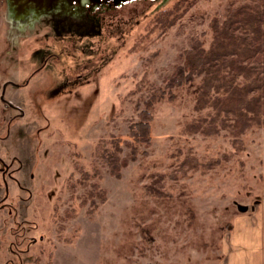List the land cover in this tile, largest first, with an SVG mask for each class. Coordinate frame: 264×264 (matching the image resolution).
I'll list each match as a JSON object with an SVG mask.
<instances>
[{
    "label": "rangeland",
    "instance_id": "1",
    "mask_svg": "<svg viewBox=\"0 0 264 264\" xmlns=\"http://www.w3.org/2000/svg\"><path fill=\"white\" fill-rule=\"evenodd\" d=\"M183 1L0 0V264L219 259L236 203L264 193V127L237 134L203 75L177 73L252 1ZM144 112L150 146L131 136Z\"/></svg>",
    "mask_w": 264,
    "mask_h": 264
},
{
    "label": "trees",
    "instance_id": "2",
    "mask_svg": "<svg viewBox=\"0 0 264 264\" xmlns=\"http://www.w3.org/2000/svg\"><path fill=\"white\" fill-rule=\"evenodd\" d=\"M251 1L230 9L222 24L213 20V47L207 51L199 43L177 73L179 84L190 82L194 75H203L199 102L204 103L214 88L217 95L221 94L215 106L225 116L223 124L240 135L255 125L264 127V0ZM141 115L131 136L137 145L150 146L153 116L149 112Z\"/></svg>",
    "mask_w": 264,
    "mask_h": 264
},
{
    "label": "crops",
    "instance_id": "3",
    "mask_svg": "<svg viewBox=\"0 0 264 264\" xmlns=\"http://www.w3.org/2000/svg\"><path fill=\"white\" fill-rule=\"evenodd\" d=\"M222 247L221 256L215 264H264V193L254 208L238 214L233 219L230 231L225 234ZM78 248L75 246V249ZM84 248L83 251L80 249L81 254H78V251L73 255H69L66 250L58 252L54 256V264H95L96 246L93 250Z\"/></svg>",
    "mask_w": 264,
    "mask_h": 264
},
{
    "label": "water",
    "instance_id": "4",
    "mask_svg": "<svg viewBox=\"0 0 264 264\" xmlns=\"http://www.w3.org/2000/svg\"><path fill=\"white\" fill-rule=\"evenodd\" d=\"M12 1L14 4H17L19 6L20 10H22L24 6H27V5H33L34 7H37V8H42L45 6H52V4L57 0H12ZM94 1L110 2L112 4L118 5L127 0H94ZM236 205L238 207V210L241 213H246L250 209L249 206L247 205H242L239 203H236Z\"/></svg>",
    "mask_w": 264,
    "mask_h": 264
},
{
    "label": "flooded vegetation",
    "instance_id": "5",
    "mask_svg": "<svg viewBox=\"0 0 264 264\" xmlns=\"http://www.w3.org/2000/svg\"><path fill=\"white\" fill-rule=\"evenodd\" d=\"M46 66V65H45Z\"/></svg>",
    "mask_w": 264,
    "mask_h": 264
}]
</instances>
